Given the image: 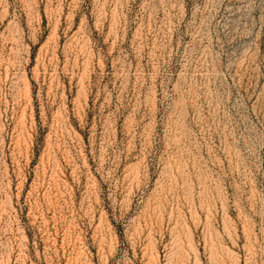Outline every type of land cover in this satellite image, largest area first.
<instances>
[{
	"label": "rangeland",
	"instance_id": "374dc122",
	"mask_svg": "<svg viewBox=\"0 0 264 264\" xmlns=\"http://www.w3.org/2000/svg\"><path fill=\"white\" fill-rule=\"evenodd\" d=\"M0 264H264V0H0Z\"/></svg>",
	"mask_w": 264,
	"mask_h": 264
}]
</instances>
